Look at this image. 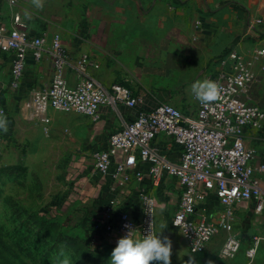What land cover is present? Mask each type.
Listing matches in <instances>:
<instances>
[{
    "label": "built area",
    "instance_id": "1",
    "mask_svg": "<svg viewBox=\"0 0 264 264\" xmlns=\"http://www.w3.org/2000/svg\"><path fill=\"white\" fill-rule=\"evenodd\" d=\"M0 4L10 11L9 22L0 19V72L3 58H11L8 82L0 81V115L7 118L5 97L21 88L29 58L40 64L46 53L51 77L28 94L44 123L50 122L48 110L93 122L101 118L105 105L117 112L120 107L136 111L130 122L89 153L91 178L104 189L103 198L86 213L93 244L117 246L129 229L137 230L138 238L149 229L157 234L159 207L169 203L173 211L168 228L180 234L191 255L203 253L224 233L223 258L235 260L246 239L242 264H255L260 251L264 264V148L251 144L264 145V111L249 103L260 83L256 68L264 69V46L252 41L260 38L261 19L250 22L241 41L214 61L216 71L203 76L221 86L218 99L207 106L196 100V110L186 112L169 102L145 108L143 97L120 84L105 88L89 75L88 68L97 64L88 55L73 61L60 33L49 37L46 31L30 32L18 10L20 0ZM70 65L79 74L75 84L66 76ZM11 133L8 121V131H0V159ZM252 217L253 226L260 228L250 234ZM243 223L245 228L237 232Z\"/></svg>",
    "mask_w": 264,
    "mask_h": 264
},
{
    "label": "crops",
    "instance_id": "2",
    "mask_svg": "<svg viewBox=\"0 0 264 264\" xmlns=\"http://www.w3.org/2000/svg\"><path fill=\"white\" fill-rule=\"evenodd\" d=\"M18 10L32 34L46 31L51 37L60 33L62 46L73 61L88 55L97 64L88 68L92 78L105 88L113 84L125 86L133 96L145 99V108L169 102L183 111H195L197 103L191 85L203 81L207 71H216L214 61L238 44L249 23L257 19L263 22L261 34L252 41L264 46V0H43L39 9L32 0H20ZM9 15L10 11L0 4V19L9 22ZM10 63L11 58L5 56L0 72L4 84L9 79ZM51 72L47 53L40 64L29 58L21 88L8 91L5 104L12 127L8 151H26L32 144H42L43 135L50 137L53 133L51 124L59 117L55 113L64 114L48 110L50 122L44 123L38 115L40 124L34 125L30 113L23 110L30 91L47 82ZM256 73L260 83L252 90L249 103L264 111V69L257 66ZM66 76L71 84L79 79L73 65L67 67ZM135 116L136 111L125 107L117 112L109 105L103 106L97 122L88 118L82 121L89 124L83 129L87 143L93 148L104 142L111 132ZM251 144L264 148L263 143ZM89 162L92 170L91 159ZM82 183L74 192L28 195L32 209L26 211L56 217L68 205L72 215L83 218L88 231L86 213L103 198L104 189L89 173ZM209 245L200 258L209 254ZM239 256L238 264H242L243 254Z\"/></svg>",
    "mask_w": 264,
    "mask_h": 264
},
{
    "label": "rangeland",
    "instance_id": "3",
    "mask_svg": "<svg viewBox=\"0 0 264 264\" xmlns=\"http://www.w3.org/2000/svg\"><path fill=\"white\" fill-rule=\"evenodd\" d=\"M33 109L27 99L23 110L30 113L34 125H39V114ZM55 114L59 117L51 124L53 133L50 137L43 135L42 144H32L26 151L7 148L0 159V264H57L61 251L70 257L71 264H110L116 246L101 241L93 244L83 218L72 215L67 204L56 217L27 212L32 209L28 195L74 192L91 172L92 146L83 130L89 124L82 122L86 118ZM171 213V205L162 203L157 213V234L164 230L161 238L171 239L172 264H238L240 256L228 260L221 255L224 233L211 241L205 257L191 255L180 234L168 228ZM254 219L248 224L250 234L260 228L253 226ZM245 226L239 225L237 232ZM243 244L241 254L248 248V241ZM261 260L260 251L255 264H262Z\"/></svg>",
    "mask_w": 264,
    "mask_h": 264
},
{
    "label": "clouds",
    "instance_id": "4",
    "mask_svg": "<svg viewBox=\"0 0 264 264\" xmlns=\"http://www.w3.org/2000/svg\"><path fill=\"white\" fill-rule=\"evenodd\" d=\"M32 3L37 9L43 7V0H32ZM25 15L31 18L30 13L26 12ZM191 91L196 100L207 106L218 99L221 86L217 81L208 79L194 82ZM0 131H8V121L3 115H0ZM136 231L129 229L128 233L117 241L110 264H172L173 244L169 237L161 238L164 230L156 234L149 229L140 238L134 235ZM56 260L57 264H71L70 257L63 251Z\"/></svg>",
    "mask_w": 264,
    "mask_h": 264
},
{
    "label": "trees",
    "instance_id": "5",
    "mask_svg": "<svg viewBox=\"0 0 264 264\" xmlns=\"http://www.w3.org/2000/svg\"><path fill=\"white\" fill-rule=\"evenodd\" d=\"M6 249L8 250V248L5 246V250H6ZM199 254H201V253H199ZM199 254H196V255H199Z\"/></svg>",
    "mask_w": 264,
    "mask_h": 264
}]
</instances>
